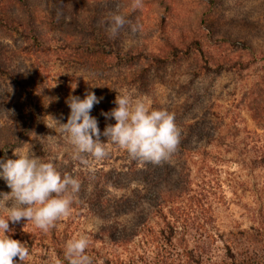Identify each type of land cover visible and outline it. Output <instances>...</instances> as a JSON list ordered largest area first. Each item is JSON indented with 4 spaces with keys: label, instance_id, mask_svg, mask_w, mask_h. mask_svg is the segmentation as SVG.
<instances>
[{
    "label": "rangeland",
    "instance_id": "1",
    "mask_svg": "<svg viewBox=\"0 0 264 264\" xmlns=\"http://www.w3.org/2000/svg\"><path fill=\"white\" fill-rule=\"evenodd\" d=\"M27 2L14 0L0 11V158L28 150L79 178L81 188L70 214L47 231L26 219L9 222L12 238L29 248L26 264H66L65 242L79 233L89 237L92 264H157L163 255L174 264L184 262L185 246H203L205 257L220 260L232 233L244 240L240 231L261 224L264 165L251 159L264 157V0ZM30 11L37 23L28 33ZM113 13L130 24L110 38ZM122 90L173 113L179 143L199 149L176 148L152 163L109 142L105 158L85 154L90 172L59 125L46 123H66L69 96L93 91L102 99L90 114L103 133L115 119L102 111L116 106ZM209 110L223 118L189 121ZM186 121L205 125L206 134L190 133ZM10 191L0 178V215L12 203ZM140 214L155 232L172 229L174 244L131 235Z\"/></svg>",
    "mask_w": 264,
    "mask_h": 264
},
{
    "label": "clouds",
    "instance_id": "2",
    "mask_svg": "<svg viewBox=\"0 0 264 264\" xmlns=\"http://www.w3.org/2000/svg\"><path fill=\"white\" fill-rule=\"evenodd\" d=\"M126 23L130 21L125 16L113 13L107 27L110 38H115ZM101 99L93 91H87L83 98L70 95L66 101L70 107L67 122L53 118V123H46L53 129L59 125L74 147V158L88 165L90 172L94 169L85 154L101 160L109 153V142L126 150L132 159L152 163H160L175 152L180 129L173 113L166 108L151 107L134 91L122 90L115 97L116 106L108 112L102 111L106 118H114L115 123L106 125L101 133L97 118L90 114ZM101 135L107 137L106 142L101 141ZM13 154L16 158H0V178L11 189L8 198L12 201L6 213L0 215V264H26L30 254L26 242L12 238L14 229L9 226L10 221L18 223L26 219L47 231L57 220L70 214L74 196L81 188L80 179L69 173L61 174L53 160L41 159L28 150H13ZM4 194H0V199ZM89 243L87 234L73 235L65 242L63 261L92 264V257L87 254ZM52 264L63 262L55 259Z\"/></svg>",
    "mask_w": 264,
    "mask_h": 264
},
{
    "label": "trees",
    "instance_id": "3",
    "mask_svg": "<svg viewBox=\"0 0 264 264\" xmlns=\"http://www.w3.org/2000/svg\"><path fill=\"white\" fill-rule=\"evenodd\" d=\"M9 2H14V0H1L0 11L5 5L9 4ZM20 2H24L26 5H28L27 0H20ZM0 21L4 22L5 20L0 19ZM23 23L24 25L25 23H27L29 30L26 31H29L28 33H30L31 30L32 31L36 30L35 28V25L37 23L36 13L33 11L26 13V19L24 20ZM84 29L85 28H83L82 31ZM64 32L70 33L69 31H67V29H64ZM33 36L35 37V34H33ZM224 40L230 41L229 38H225ZM199 118L203 120L207 118L210 120H214L216 118L219 120L223 118V116L217 110L216 111L209 110L208 112L204 111L202 116L201 114H195V116H193L189 121H197L196 119ZM189 121H186L184 125L187 127V130L190 133L196 135L206 134L205 125H199L197 123H192ZM217 146H219V144H217ZM177 148L193 150L192 148L186 147L185 144L183 143L182 144L178 143ZM198 149L199 147L195 148L193 151H196ZM251 164L257 167L264 165V157L251 159ZM153 188L157 193L161 191L158 186H153ZM131 205L133 207H138V204H132V203H130L128 207H130ZM189 208L192 209L193 207L189 206ZM140 215L143 221L139 224L136 223L134 224L135 227H137L134 230L136 232L131 235H138L141 233L152 234L150 242L153 244L156 242L159 244L158 246L160 247H161L160 241L164 242L162 241L163 238L164 240L173 243L174 234L172 232V229H169L167 232V229L164 228L155 232L148 227L147 223H145L146 218L142 217L143 214ZM257 217L261 220L260 222L261 224H259L258 227L252 226L247 231L239 232L241 237H245L244 240H239V236H235L234 233L231 234L230 241L228 243H225L226 253L220 260H213L210 256L205 257L204 253L206 249L203 248V246H199L200 248H198V246L193 248L189 246H185L182 251H179L181 255H184V259H183L184 262H177L174 264H264V216L260 214V217L259 216ZM166 259L168 258H166V256L163 255L162 259L157 260V264L161 261L162 263L166 264L164 261Z\"/></svg>",
    "mask_w": 264,
    "mask_h": 264
}]
</instances>
